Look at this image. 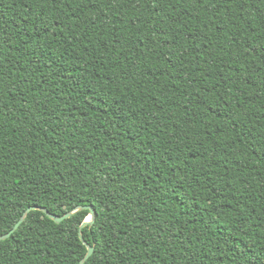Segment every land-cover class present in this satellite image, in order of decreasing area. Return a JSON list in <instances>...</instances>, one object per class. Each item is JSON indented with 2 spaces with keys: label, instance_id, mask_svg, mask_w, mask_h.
Returning <instances> with one entry per match:
<instances>
[{
  "label": "trees",
  "instance_id": "trees-1",
  "mask_svg": "<svg viewBox=\"0 0 264 264\" xmlns=\"http://www.w3.org/2000/svg\"><path fill=\"white\" fill-rule=\"evenodd\" d=\"M83 205L84 264H264V0H0V235ZM88 214L0 264H79Z\"/></svg>",
  "mask_w": 264,
  "mask_h": 264
},
{
  "label": "water",
  "instance_id": "water-1",
  "mask_svg": "<svg viewBox=\"0 0 264 264\" xmlns=\"http://www.w3.org/2000/svg\"><path fill=\"white\" fill-rule=\"evenodd\" d=\"M80 208H84V209H88L89 210V214L86 217V219L81 223L79 229V235L81 240L85 243L86 247H87V252L85 253V255L82 257V259L80 260L79 264H84V262L92 255V253L94 252V246L88 244L82 233H81V229L84 225L86 224H92L94 222L95 219V209L92 205H83V206H79L76 209L72 210V211H68L63 215H58V214H54L51 213L50 211H48V209L46 207H42V206H29L25 212L22 214V216L19 218V220L15 223V225L12 227V229L10 231H8L5 234L0 235V240L7 238L8 236H10V234L16 229L18 228V226L21 224V222L25 219V217L27 216V214L32 210V209H40L42 211H44L50 218H52L55 222H61L63 219L68 218L69 216H71L77 209Z\"/></svg>",
  "mask_w": 264,
  "mask_h": 264
}]
</instances>
